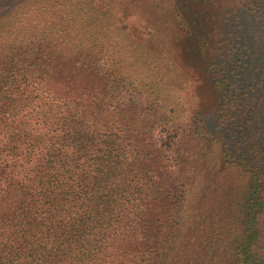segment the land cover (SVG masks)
<instances>
[{
  "label": "trees",
  "instance_id": "obj_1",
  "mask_svg": "<svg viewBox=\"0 0 264 264\" xmlns=\"http://www.w3.org/2000/svg\"><path fill=\"white\" fill-rule=\"evenodd\" d=\"M0 264H264V0H0Z\"/></svg>",
  "mask_w": 264,
  "mask_h": 264
}]
</instances>
